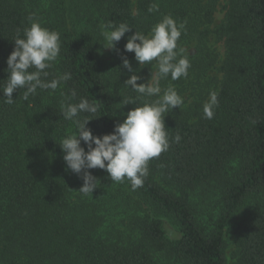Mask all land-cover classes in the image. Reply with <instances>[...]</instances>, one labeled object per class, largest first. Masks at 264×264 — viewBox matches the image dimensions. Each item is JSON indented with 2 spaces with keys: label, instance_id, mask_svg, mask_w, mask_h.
<instances>
[{
  "label": "trees",
  "instance_id": "16d2710c",
  "mask_svg": "<svg viewBox=\"0 0 264 264\" xmlns=\"http://www.w3.org/2000/svg\"><path fill=\"white\" fill-rule=\"evenodd\" d=\"M219 9L223 19L212 28ZM32 14L60 34V55L42 79L72 78L27 99L17 90L7 104L6 61ZM168 15L185 23L178 45L191 63L186 79L160 81L162 90L190 92L165 116L169 149L149 161L135 190L97 168L88 170L99 181L92 195L79 193L83 173L67 169L59 147L77 129L59 115L61 106L81 98L95 104L96 113L80 118L93 119L86 127L101 137L157 99L123 105L139 94L124 86L133 73L122 57L137 83H147L155 61L139 65L124 46ZM109 21L132 27L111 50L100 27ZM210 91L219 106L209 120ZM208 186L219 195L210 220L193 204ZM242 208L239 261L264 264V0H0V264H228L225 231Z\"/></svg>",
  "mask_w": 264,
  "mask_h": 264
},
{
  "label": "clouds",
  "instance_id": "9594fccd",
  "mask_svg": "<svg viewBox=\"0 0 264 264\" xmlns=\"http://www.w3.org/2000/svg\"><path fill=\"white\" fill-rule=\"evenodd\" d=\"M27 19L29 26L24 29L23 38L18 36L14 40L15 48L6 61L8 78L2 86V94L7 104L14 103L13 93L17 90L23 89L24 98L27 99L38 88L55 90L62 82L72 78L70 73L65 72L51 81L42 79L49 75L47 69L53 66L60 55V34L42 27L34 14ZM100 27L105 41L103 47L109 50L114 49L116 43L132 28L127 23L116 25L110 21ZM184 30L185 23L178 24L168 15L152 28L149 35L135 31L128 38L124 51L134 52L139 65H152L155 61L153 66L157 71L151 72L147 83L138 84L141 77L134 74L129 60L122 57L123 68L133 73L124 86L139 94L135 98L122 99V103L137 104L141 96L157 99L129 111L124 121L114 126L112 134L94 136L91 129L86 127L93 119L88 116L80 118V115L97 112V106L87 99L81 98L79 103L61 106L59 115L64 120L72 121L77 129L74 134L65 137L59 147L67 169L77 175L83 173V186L79 193L92 195L99 181L88 170L97 168L106 171L111 181L123 183L127 179L135 190L143 185L144 179L149 175V161L169 149L164 119L173 109H180L185 100L171 85L162 90L160 81L169 76L173 81L188 77L191 67L189 52L185 54L186 50L178 45ZM30 69L35 71H29ZM75 95L73 91L72 96ZM218 106V92L210 91L208 100L203 105L204 117L213 119ZM180 139L179 134L174 138L175 142ZM81 142L87 146V151L81 147Z\"/></svg>",
  "mask_w": 264,
  "mask_h": 264
},
{
  "label": "rangeland",
  "instance_id": "374dc122",
  "mask_svg": "<svg viewBox=\"0 0 264 264\" xmlns=\"http://www.w3.org/2000/svg\"><path fill=\"white\" fill-rule=\"evenodd\" d=\"M135 1V0H134ZM224 12L219 9L215 15V20L212 28L216 27L223 19ZM212 46L219 53H223V46L219 43L212 41ZM212 75H215L213 73ZM174 87V86H173ZM175 88V87H174ZM177 91V88H175ZM187 91V90H186ZM190 92L182 93V97L186 100ZM193 204L198 210L203 211V217L210 220L212 216L217 215L219 207V195L218 192L211 189L209 186L202 188L194 196ZM245 208H242L232 219L225 231V249L228 264H241L239 261L240 245H241V231L239 230V224L243 216Z\"/></svg>",
  "mask_w": 264,
  "mask_h": 264
}]
</instances>
